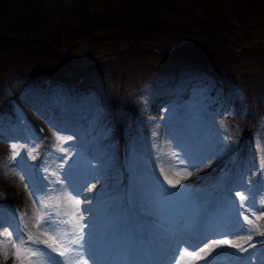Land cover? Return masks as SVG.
<instances>
[{
	"label": "rangeland",
	"instance_id": "obj_1",
	"mask_svg": "<svg viewBox=\"0 0 264 264\" xmlns=\"http://www.w3.org/2000/svg\"><path fill=\"white\" fill-rule=\"evenodd\" d=\"M127 1L129 10L123 9ZM141 4H164V9L124 18L125 10H137L130 7ZM184 11L204 26L206 22L218 23V31H208L217 35L191 30L187 23L188 30L179 35L124 39L126 33L142 29L150 34L160 23L179 24ZM111 34L116 36L114 40ZM121 36L123 44H112L120 42ZM3 38L24 41L27 49L38 46L42 54L34 49L0 53V64L14 68L20 63L31 70L56 61L59 66L71 67L68 77L76 86L79 80L87 83L69 89L62 70L58 77L48 74L34 84L31 75L17 69L8 71L12 68H6L8 73L0 80V233L11 232L15 239V228L23 232V216L27 223L23 235L30 232L41 241L35 248L43 256L35 264L52 263L48 258L51 252L61 264L68 263L59 253L65 250L72 223L83 222L87 229L92 226L96 241L103 239V250H95L93 258L124 264L127 253L142 252L154 238L166 242L169 235L159 228H174L179 220L186 227L194 220L200 233L203 224L217 231L229 230L231 234L220 237L230 244L213 245V249L240 252L231 245L242 244L249 252L243 264H264V118L257 123V148L244 136L255 122V115L247 120L250 107L245 91L253 106H264V0L255 7L242 0H0ZM125 47L132 50L126 74L111 78L107 63ZM169 50L193 58L192 69L181 67L174 76L165 75L174 67ZM180 90L194 93V99L186 97L182 102L172 97L156 104V97H171L172 91ZM31 105L65 126L52 128ZM159 120L170 123L164 126L172 153L167 164L164 150L157 147ZM46 126L54 130L53 138L45 134ZM84 126L92 131L90 136L75 133ZM13 144L18 146L15 159H11ZM211 158L217 160L223 177L204 186L186 182L199 170L195 164ZM8 167L13 171H7ZM53 172L57 175H51ZM17 174L24 177L19 179L22 187L28 185L23 190L27 205H19L15 201L19 195L8 193ZM236 182L239 187L232 188ZM56 183L75 193L78 205L89 206L81 213L92 215L82 220L78 213L76 218L58 216L54 213L63 210L59 206L50 212L54 223L39 227L43 217L32 212L40 201L60 204ZM142 185L148 195L150 187L153 189L155 214L142 200ZM237 193L248 198L246 208L240 207ZM197 202L207 208L196 210ZM244 215L256 226L251 241H247ZM147 217L153 220L150 225L145 223ZM86 238L83 235V241ZM11 239L0 248V264H29V254L11 248ZM43 239L50 241L44 243ZM203 242L196 245L206 248ZM196 245H181L179 252L188 257L198 255ZM108 248L112 256L106 253ZM177 253L178 249L169 264L177 263ZM238 262L231 263L241 264Z\"/></svg>",
	"mask_w": 264,
	"mask_h": 264
},
{
	"label": "bare ground",
	"instance_id": "obj_2",
	"mask_svg": "<svg viewBox=\"0 0 264 264\" xmlns=\"http://www.w3.org/2000/svg\"><path fill=\"white\" fill-rule=\"evenodd\" d=\"M129 5H130V3H129V1H127V3L124 4L123 9L129 10ZM132 7L137 8V10H130V11L125 10L126 14H125L124 18L130 19L132 16L136 17L137 15L142 14L144 11H150L151 9H154V8H155L154 10H157L159 12L160 10L164 9V4H159V6H156V7H153V6L151 7L149 5H142V4L139 7L132 5L130 8H132ZM156 8H158V9H156ZM119 11L120 10H118L117 13ZM127 13H131V14L128 15ZM198 84H199V82H198ZM183 90L182 91L180 90L179 92L178 91H172L173 94L171 97L158 96V97H156L155 102H156V104L164 103L166 101H169L170 98H172V97H178V100L179 99L182 100L186 97L192 98V100L194 99V93H192V92L188 93V92H185L186 90L185 91H183ZM184 101L185 100H182V102H184ZM31 107L34 108L35 105H31ZM34 110L39 111L38 113L40 114V116H42L43 118H46L47 124L50 125L52 128L61 129L65 126V124H63L64 122H60V120H58L56 117H53L52 119L46 117V115L43 114L39 108H34ZM47 115H49V112ZM166 124H170L169 120H159V124L157 127V147H158V150H164V152H165L164 158H165V162L167 164V160L170 159L172 153L169 151V149L171 150V146L170 147L167 146V140H168L169 136L167 135V132H166L165 127H164ZM51 127L49 129L46 126V128L44 130L45 134L49 138H53V136L55 134L54 130H51ZM88 128L89 127L84 126L81 130L78 129V131L75 133H82L83 134L82 136H85V135L90 136L89 132H92V131H90ZM195 165L199 168V170L196 171V173L192 174L191 177L188 176L189 178L187 177L186 182L192 181L193 184L202 183V185L204 186L206 184H209V182H208L209 180L210 181H216V180L220 179L221 177H223L218 173L219 172V170H218L219 166H218V162L216 159L211 158L206 163H200V164H195ZM5 169H7V171H13V170H11L10 167L5 168ZM19 179H20V176H19V174H17V179H14L12 185H10L7 188L8 193H9V195H12V196L19 195V201L18 202H17V199H15V197H13L15 199L16 203H18L19 205L20 204L27 205L26 204L27 201L24 199L27 197L23 193V190H25V188L22 187V184L20 183ZM48 183H50V181ZM236 186L239 187L238 182L232 184V188H235ZM143 187H145V186L142 185V187H141L142 192L140 191V193L142 195H144L142 197V200L146 203L147 209L155 214L156 208L154 206L155 196L153 193V189H152V187H150V189L148 188L149 189L148 192L151 193V195H148L146 189ZM54 189H55V192L57 193V197H58L59 202L61 201L60 204H58V205L63 207L62 212L66 213L67 215H69V216L73 215V217L76 218L75 213L80 214L81 212H83V210L85 208L87 209L89 207L87 204L78 205L76 203V201L77 200L79 201V199L75 196V193L72 194L71 192H69L66 189V187L62 186L61 184L56 183L54 186ZM13 192L15 195L13 194ZM89 200H91V199H89ZM89 205H91V204L89 203ZM200 206L202 208H204L206 205H205V203L201 204V203L197 202L196 210H198V208ZM205 208H207V207H205ZM205 208H204V210H205ZM44 210H47V209H41L40 206L35 207L32 214L33 215L38 214L40 217H44V215H45ZM59 211H61V210H59ZM201 212L199 214V218L203 214ZM54 214H56V213H54ZM91 215L89 214V216H87V214L82 213L83 219L86 217L88 218ZM57 218H58V216H57ZM52 220H54V219H52ZM99 220H101V219H99ZM152 222H153V220L150 217L146 218V221H145L146 225L147 224L150 225ZM193 222H194V220H193ZM193 222L191 224L189 223L187 225V227L183 226L182 220L177 221V223H175L176 225L173 224L174 228H162L159 226L160 227L159 230H161L165 234L169 235L168 240L166 242H163L165 240L162 239L163 241H161L159 238H154L151 245H149L150 243L145 244V247L143 248L142 252H138L139 251L138 250L132 254L127 253L126 256H128L129 258L126 259L124 264H169V262L172 261V259H174L175 252L177 251V249H178V253H177V263L176 264H232L231 262L235 263L238 261L239 262L241 261L240 263L243 264V260H244V258H246L249 255V252H246V253H243L241 251L240 252H235V251H228L227 252L226 250H223V249L222 250L217 249V246H216L211 253L207 254L206 259H197L196 256L188 257V256L184 255L185 253H181V250L179 252V248H181V245H188L191 247V246L196 245L197 243L199 245L200 242L204 241L203 243L206 242L204 247L207 248V246L209 244H211L213 241L221 240V237H220L221 234H227L228 235V234L232 233L229 230H222V229L217 231V228H211L209 225L205 226L204 224H203V227H204L203 232L200 233V232H198L199 230L196 228V226ZM1 224H3V222H1ZM72 224L75 225V223H72ZM80 225L83 226V233L82 234L86 235L87 238L84 241L82 240L81 244L76 245V248H75L76 251L74 254L75 256L72 258L73 264H78L76 257L79 255H83L85 258L87 257V259L92 264H109V263H111V260L102 261L101 259L98 260V259H95L92 257L93 252L95 250L101 249L102 246L104 245L102 243L103 239L101 238V241L97 242L94 235L92 234V231H91L92 226L90 229L89 228L87 229L88 225H84L83 222ZM153 226H155V225H153ZM155 227H157V226H155ZM146 228H148V227H146ZM235 228L238 230L237 226ZM113 230H114V228H113ZM149 231L150 230L147 229L148 234H149ZM43 241H44V243H48V241H50V240L46 241L45 239H43ZM198 245H196L195 247H197ZM112 248H113V245H112ZM201 248H203V245L201 247H199L198 255L199 256H205L206 253L200 252ZM101 250H103V248ZM106 253L109 254L110 256H112L111 252H110V248L106 249ZM59 257H60V254H59ZM48 258L52 262L49 264H61V262L59 260H57V258H55L52 255V252L49 253ZM44 264H47L46 261ZM63 264H68V263L64 262Z\"/></svg>",
	"mask_w": 264,
	"mask_h": 264
},
{
	"label": "trees",
	"instance_id": "obj_3",
	"mask_svg": "<svg viewBox=\"0 0 264 264\" xmlns=\"http://www.w3.org/2000/svg\"><path fill=\"white\" fill-rule=\"evenodd\" d=\"M242 1H245L247 3H253V5L255 7V6H258L260 4V1H262V0H242ZM218 15L221 18L223 16L222 13H220ZM206 20H209V19L207 18ZM251 21H253V20H251ZM187 23H190L189 25H191V27H193L191 30L199 29L202 32L215 31V30L218 31L219 28H220L218 23L206 22V24L204 26V25L200 24L199 21L193 20L191 17H189V14L186 11H184L183 19H181L179 21V24H171V23H167V22L160 23V24H157L155 26L156 29L153 32H151L150 34H149L148 30L142 29V30H139V31H134L133 33H126V36L124 37V39L128 40V41H130V40L134 41L135 39H140V40L149 39V40H153L156 36H160V38H162L163 36L168 35V34H178L179 35V33L181 34V33H184L185 31L188 30V27L185 26ZM62 26H63V24L59 26V28H58V29H60L59 31H61V29H63V28H61ZM209 34H211V35H215L216 34L217 35V32L216 33L215 32H211ZM111 36H112L113 40L116 37L113 34H111ZM122 39H123V36H121V41L120 42L114 41L116 43L112 42V44H114L116 46L118 44H123ZM24 43L25 42L21 41V40H5V38L0 39V53H8V52L16 53L17 51L27 49V46H23L22 45ZM26 44L28 45L29 42L26 41ZM20 46H22V49H20L21 48ZM221 48H223V47H216L214 49H218L219 50ZM32 49H34V50L38 51L39 53H41V50L39 49L38 46H32L30 48L28 47L27 50L30 51ZM227 49H229V48H227ZM143 51L148 52L149 50H143ZM50 52H53V51L50 50ZM131 52H132L131 48L127 49L125 47L123 50L119 51L112 60H110L107 63L108 66L105 65V66H107L106 67L107 68V72L109 73L111 78L115 79L117 76H121V77L124 78V75L126 74V66H127L126 62L128 61L127 60V56H128V53H131ZM169 56L172 59V63L174 64V67L171 69V71L165 72V75H169V76L173 75L174 76L178 72L179 68L184 67V68L192 69L191 67L195 64L193 62V58L185 57L184 55H182L180 53V51L169 50ZM25 67H27V66H24V65L22 66L20 63L18 64L17 67H14V68L10 67L9 65L5 66V65L0 64V80L2 78H4L5 75H7L8 71L17 69V70H20V71L26 73L27 75H31L33 83L34 84H38V83L42 82L41 81L42 79H44L45 77L47 78L48 74H50V76L51 75H57L58 73H61V71L63 70V73L65 75L63 77L64 78L63 82L65 83L66 87H68L69 89L77 90L78 88H82V87H86L87 86V83L86 82L82 83V81L76 82L77 86L74 83H72V80L70 79V77H68V75L71 74V70H72L71 67L68 66L66 68L65 65L64 66H62V65L59 66V65H57L56 61L51 62V64L45 63V64H42V66L36 65L35 67H30L31 70H28ZM6 68H12V69H9L8 71H6L7 70ZM46 68H47V70H45ZM65 69L67 70V73H66ZM169 76H165V77H169ZM57 77H58V75H57ZM245 99H246V102L248 103V105L250 107L249 114L247 115V120H248L249 117H252V116L255 115V122H254V125H252L251 128L247 127V131L244 133V136L246 138H248V139L250 138V141H251V143L253 144V146L255 148L256 147L257 138H258V128H257L258 124L257 123H258V121H261V119L264 118V106H260V107H257V108H256V106H253L252 102H250L251 101V96H250V93L248 92V90L245 91Z\"/></svg>",
	"mask_w": 264,
	"mask_h": 264
},
{
	"label": "snow or ice",
	"instance_id": "obj_4",
	"mask_svg": "<svg viewBox=\"0 0 264 264\" xmlns=\"http://www.w3.org/2000/svg\"><path fill=\"white\" fill-rule=\"evenodd\" d=\"M63 139V138H62ZM68 139H71V137H69ZM17 145L13 144L12 145V157L11 159H15L17 152ZM63 151V149H61ZM32 151H35V149H33ZM35 158V157H33ZM191 173H189L190 175ZM51 175L56 176L57 173L53 172ZM21 181H23L24 177L21 176L20 177ZM171 183V182H169ZM25 189H27L28 185L25 184L24 185ZM95 187V185H93V188ZM173 187H175V185H173ZM29 196H32V192L29 191ZM237 196L240 197V207L241 208H246V201H247V197L242 195L241 193H237ZM51 199V198H48ZM34 203H37V201H33ZM77 204L80 203V201H76ZM40 208L41 209H47V211H45V215L43 217V223H40L38 226L43 228L45 225H52L54 223V221L51 219L50 217V212L54 209L59 208V205H48L46 204L44 201H40ZM58 216H63L66 215V213L63 212H59L57 211L56 213ZM250 215L255 216V213H250ZM35 219V218H33ZM78 219L82 220L83 216L82 213L78 214ZM243 220L247 221L248 227L246 229V231L248 232L247 235V241H251L252 240V235L253 233L256 231V226L253 225V221L249 220L248 215H244L243 216ZM64 223H67V221H62ZM21 223H23V232H27V223L23 222V216H21ZM53 231H55V229H52ZM15 232H17V236L15 237V239H11L12 238V233L8 232V233H0V248H3L4 245L6 243H8V240L11 239V245L10 247L13 249H23L24 251H26L29 254L30 257V262L29 264H35V261L37 259L42 258L43 254L40 252L39 249L35 248V245L41 243V241L36 240L35 238H33L32 234L30 232H28L27 236L23 235V232H21V229L19 227L14 229ZM83 226L80 225L79 223H77L74 226H71V228L68 231V236L69 239L66 241V247L65 250L60 252V256H63L66 258V260L68 261V264H73L72 262V254L76 251V249L73 247V245H79L81 244V241L83 240ZM262 235H264V233H261ZM31 241V244H29V242ZM225 244H230V241L227 240H217V241H213L211 244H209L207 246V248H201L200 252L206 253L205 256H199L196 253H192V255H195L197 257V259H206L207 258V254L211 253L214 249H213V245H225ZM232 247L238 249L241 252H246L247 248L244 247L242 244H232ZM252 245L249 244L248 247H251ZM76 260L78 261V264H88V260L86 258H84L83 255H79L76 257Z\"/></svg>",
	"mask_w": 264,
	"mask_h": 264
}]
</instances>
